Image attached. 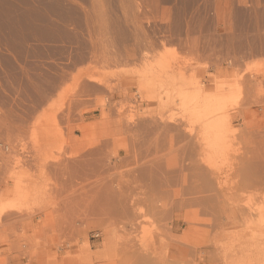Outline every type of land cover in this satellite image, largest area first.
Here are the masks:
<instances>
[{"label":"rangeland","instance_id":"obj_1","mask_svg":"<svg viewBox=\"0 0 264 264\" xmlns=\"http://www.w3.org/2000/svg\"><path fill=\"white\" fill-rule=\"evenodd\" d=\"M250 164L264 0H0V264H246Z\"/></svg>","mask_w":264,"mask_h":264},{"label":"bare ground","instance_id":"obj_2","mask_svg":"<svg viewBox=\"0 0 264 264\" xmlns=\"http://www.w3.org/2000/svg\"><path fill=\"white\" fill-rule=\"evenodd\" d=\"M174 144V143H173ZM182 144V143H181ZM172 147V146H171ZM207 147V146H206ZM205 147V148H206ZM188 148V147H187ZM204 151V150H203ZM204 153H206V152H204ZM203 153V154H204ZM194 154H195V152H194ZM197 155V154H196ZM205 155V154H204ZM195 157V156H194ZM197 158V157H196ZM216 161L217 160H211V161H207L206 162V164H207V166H208V170L210 171V168H211V172L212 173H216V169H215V166H216ZM195 162V161H194ZM199 162V161H198ZM254 163V162H253ZM257 163V162H256ZM260 163V162H259ZM199 164V163H198ZM249 164V163H248ZM261 165V164H260ZM200 166V167H199ZM248 166V170H250V171H252L253 173L251 174L250 173V185H252L251 187H253V191H257L256 193H258L260 196H258V197H256L258 194H256V196H254V197H252V198H254V199H252V200H249V202H248V200H247V202H245V204H242V206H239L238 207V211H236V216H235V218H234V222L233 221H230L231 223L230 224H232V226H234V225H236V226H238V227H244V228H246V236H248V238H243V239H239V238H235V239H233L232 238V241H230V243H232V246H233V248L235 249V250H237V251H246L249 247H251V246H253V245H257V246H262V248H261V250L260 251H257V253H249V254H247L246 255V257H245V259H244V263H246V264H252V263H254L255 261H257V260H259V259H261V258H264V212L260 209L261 208V206H260V202H262V203H264V172L262 173V172H259L258 171V168H256V165L254 166L253 164H250V165H247ZM186 167V166H185ZM198 167L199 168H201V169H203L202 168V165H198ZM263 167V166H262ZM198 168V169H199ZM200 169V170H201ZM189 171V170H188ZM250 171H248L247 173H248V175H249V172ZM263 171H264V169H263ZM192 172V171H191ZM193 172H195L194 170H193ZM192 172V173H193ZM246 173V172H245ZM261 173V174H260ZM187 176V175H186ZM193 176H195L196 177V175H194V173H193ZM201 174L199 175V177L200 178H198V181L196 182V185L195 184H193V186H195L194 188L192 187V186H190V185H188L189 187H192L193 188V190H195V192H194V194H195V196L196 197H194L193 196V194L192 193H190V194H192V197L194 198V199H190L191 200V202L193 203V205H195L196 203L197 204H200V206H201V204H204L203 206L205 207V208H209V207H214V202L216 201V200H214L215 199V197L214 196H216L217 198H220V199H222V198H228L229 197V195H228V193H227V190L225 191V190H221V192L220 193H215L214 194V196L213 195H210V194H212V192H213V190H214V186H213V183H212V181H210V180H207L206 181V179L205 178H203L202 177V179H201ZM198 177V176H197ZM184 178H185V176H184ZM190 178V177H189ZM188 178V179H189ZM229 178H226V180L224 181H220L219 182V185H222V183H225V184H229V182H230V180H228ZM184 180V179H183ZM199 180H200V182H199ZM201 180H202V182H201ZM172 181V180H171ZM186 181H187V178H186ZM245 181H246V179H245ZM244 181V182H245ZM248 181V180H247ZM235 182V181H234ZM172 183V182H171ZM181 183H183V184H185L184 182H181ZM193 183V182H192ZM237 183V182H236ZM190 184V183H189ZM247 184H248V182H247ZM185 185H187V184H185ZM249 185V186H250ZM108 186V185H107ZM223 186V185H222ZM184 187V186H183ZM182 187V188H183ZM234 187V186H233ZM181 188V189H182ZM248 188V187H247ZM173 189V188H172ZM185 189H188V188H185ZM183 190H184V188H183ZM177 191V190H176ZM182 191V190H181ZM189 191V190H188ZM187 191V193H189ZM180 191H178V193H179ZM243 192V191H242ZM118 193V192H117ZM174 193V192H173ZM182 193H183V191H182ZM184 193H185V190H184ZM183 193V194H184ZM214 193V192H213ZM246 193V192H245ZM119 194V193H118ZM190 194H188V196H191ZM239 194V193H238ZM250 194V193H249ZM182 195V194H181ZM232 195V194H231ZM230 195V196H231ZM252 195H254L253 193H252ZM159 196V195H158ZM171 196V195H170ZM183 196V195H182ZM181 196V197H182ZM186 194H185V196H184V198L185 197H188ZM172 197V196H171ZM179 197V196H178ZM248 197H250L251 198V196H248ZM177 198V197H176ZM180 198V197H179ZM236 198V197H235ZM260 198H262L263 200L262 201H259L260 200ZM153 199H155V198H153ZM181 200H176L177 202L178 201H180V203H181V201H182V199H183V197L182 198H180ZM187 199V198H186ZM186 199H183V201L185 200V204H184V202H183V204H184V206H186L187 204H192L191 202H187L186 203ZM232 199V198H231ZM237 199V198H236ZM241 199V198H240ZM164 200V199H163ZM171 200H174L173 198L171 199ZM190 200H188L187 199V201H190ZM193 201H196V203L194 204V202ZM199 203H198V202ZM214 201V202H213ZM217 201H218V199H217ZM238 201V200H237ZM174 202V201H173ZM221 202V201H220ZM219 202V203H220ZM163 203V202H162ZM170 203V202H169ZM175 203V202H174ZM219 203H217L218 205H220V204H222V202L219 204ZM168 204V203H167ZM173 204V203H172ZM183 204H182V206H183ZM216 204V203H215ZM216 204V205H217ZM170 206H171V204H170ZM173 206V205H172ZM183 206V207H184ZM188 206V205H187ZM221 206V205H220ZM220 206H218V207H220ZM164 207V206H163ZM176 207V206H175ZM222 207V206H221ZM154 209V208H153ZM214 209V210H213ZM212 210L213 211H215L216 209L215 208H213ZM216 213H217V211H215ZM214 214V213H213ZM166 215V214H165ZM239 215H241V217H239ZM226 219V218H225ZM227 220V219H226ZM230 220V219H229ZM238 232V231H237ZM245 236V237H246ZM232 237V236H231ZM226 238V237H225ZM227 239V238H226ZM225 239V240H226ZM229 239V238H228ZM192 243V242H191ZM192 247H194V246H192ZM216 248V247H215ZM196 249V248H195ZM217 249V251H220V250H222V249H220V248H216ZM216 249H215V251H216ZM193 252H195V250L193 251ZM235 254V253H234Z\"/></svg>","mask_w":264,"mask_h":264}]
</instances>
